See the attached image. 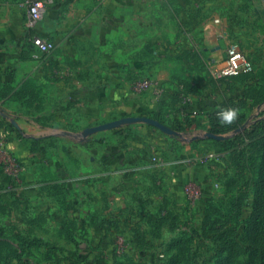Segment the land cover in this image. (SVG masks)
Here are the masks:
<instances>
[{
  "label": "rangeland",
  "instance_id": "obj_1",
  "mask_svg": "<svg viewBox=\"0 0 264 264\" xmlns=\"http://www.w3.org/2000/svg\"><path fill=\"white\" fill-rule=\"evenodd\" d=\"M157 1L159 56L144 43L147 16L127 21L143 60L127 81H152L154 98L139 96L151 110L43 125L58 131L43 157L17 148L34 112L12 106L18 97L0 102V264H264V0ZM229 44L253 69L215 78ZM130 115L170 132L130 123L83 134ZM103 152L128 154L109 163L125 173L101 181Z\"/></svg>",
  "mask_w": 264,
  "mask_h": 264
},
{
  "label": "crops",
  "instance_id": "obj_2",
  "mask_svg": "<svg viewBox=\"0 0 264 264\" xmlns=\"http://www.w3.org/2000/svg\"><path fill=\"white\" fill-rule=\"evenodd\" d=\"M49 1L33 32L51 38L55 48L48 54L39 55L29 44L25 29V3L0 0V93L6 94L0 102H13L12 99L18 97V103L12 106L34 112L25 122L32 133H23L18 128L25 141L17 148L29 147L32 151V140H38L41 146L36 155L43 157L47 151L45 142L50 134L58 132H40L43 125H77L123 112L151 110L152 106L140 104V95L132 94L128 88L130 82L127 78L137 76L136 70L143 61L138 53V44L142 40L137 37L133 40L128 17L139 22L142 16H147L149 36L144 42L147 52L149 50L152 55L159 56L162 50L159 46L164 44L163 39L158 40L155 36L159 12L163 11L157 0H109L105 3L97 0ZM164 2L162 0L163 6ZM129 38L131 48L130 51L125 50L129 55L126 56L120 47ZM213 62L217 68L223 64V59ZM142 95H147V101L154 98L152 88ZM62 132L71 133L68 130ZM42 149L44 151L40 152ZM127 155L103 152L98 174L100 180L105 181L113 171L114 175L124 174L123 168L110 171L109 163L112 160L123 163L122 157L127 160ZM48 167L52 177L58 172L63 174V167L57 171H53L50 165ZM66 173L62 182H68L72 177L67 170ZM2 176H5L6 183L11 182L10 175L3 173ZM51 184L54 181L51 180Z\"/></svg>",
  "mask_w": 264,
  "mask_h": 264
},
{
  "label": "built area",
  "instance_id": "obj_3",
  "mask_svg": "<svg viewBox=\"0 0 264 264\" xmlns=\"http://www.w3.org/2000/svg\"><path fill=\"white\" fill-rule=\"evenodd\" d=\"M99 3H105L109 0H97ZM49 0H24L26 5L25 29L28 33V40L37 54H48L55 48V42L46 36L33 32L36 24L43 18ZM253 63L249 56L238 48L236 44H229L225 50V59L220 67L213 70L215 78L228 79L241 74L251 72ZM152 86L149 79L132 80L128 88L132 94L140 95Z\"/></svg>",
  "mask_w": 264,
  "mask_h": 264
},
{
  "label": "water",
  "instance_id": "obj_4",
  "mask_svg": "<svg viewBox=\"0 0 264 264\" xmlns=\"http://www.w3.org/2000/svg\"><path fill=\"white\" fill-rule=\"evenodd\" d=\"M130 123H147L159 128L164 132H170L168 128H166L161 122H159L154 118L145 115H130V116H123L118 119H113L95 126L85 128L83 134L87 135L94 132L110 130L117 128L123 124H130Z\"/></svg>",
  "mask_w": 264,
  "mask_h": 264
},
{
  "label": "trees",
  "instance_id": "obj_5",
  "mask_svg": "<svg viewBox=\"0 0 264 264\" xmlns=\"http://www.w3.org/2000/svg\"><path fill=\"white\" fill-rule=\"evenodd\" d=\"M29 44H30V46H31V43L29 42ZM3 94H5V93H3ZM6 95V94H5ZM4 97V96H3ZM18 137H21V135L20 136H18ZM38 140H32V144H36V146L38 145ZM36 146H33V148H32V146H31V148H32V151H38V146L36 147ZM44 151V149H42V151H40V152H43Z\"/></svg>",
  "mask_w": 264,
  "mask_h": 264
}]
</instances>
